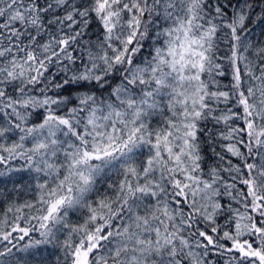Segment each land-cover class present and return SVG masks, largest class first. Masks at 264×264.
<instances>
[{
	"label": "snow or ice",
	"instance_id": "obj_1",
	"mask_svg": "<svg viewBox=\"0 0 264 264\" xmlns=\"http://www.w3.org/2000/svg\"><path fill=\"white\" fill-rule=\"evenodd\" d=\"M0 264H264V0H0Z\"/></svg>",
	"mask_w": 264,
	"mask_h": 264
}]
</instances>
